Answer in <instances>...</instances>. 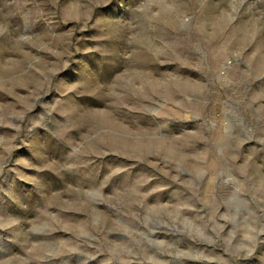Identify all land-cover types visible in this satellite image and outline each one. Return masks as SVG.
<instances>
[{
    "label": "rangeland",
    "instance_id": "374dc122",
    "mask_svg": "<svg viewBox=\"0 0 264 264\" xmlns=\"http://www.w3.org/2000/svg\"><path fill=\"white\" fill-rule=\"evenodd\" d=\"M0 264H264V0H0Z\"/></svg>",
    "mask_w": 264,
    "mask_h": 264
}]
</instances>
